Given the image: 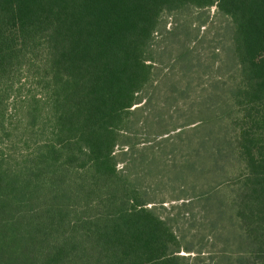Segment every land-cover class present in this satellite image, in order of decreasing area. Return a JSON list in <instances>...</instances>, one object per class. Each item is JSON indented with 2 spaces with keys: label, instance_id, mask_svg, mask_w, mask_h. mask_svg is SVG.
<instances>
[{
  "label": "trees",
  "instance_id": "16d2710c",
  "mask_svg": "<svg viewBox=\"0 0 264 264\" xmlns=\"http://www.w3.org/2000/svg\"><path fill=\"white\" fill-rule=\"evenodd\" d=\"M214 5L229 18L218 49L232 82L210 76L200 103L176 108L195 122L177 131L166 111L180 87L155 93L156 35L164 13ZM176 26L159 51L177 44ZM181 41L174 61L189 65ZM140 127L154 141L177 132L156 151L128 138ZM5 139L26 152L0 148V264H264V0H0ZM174 183L203 201L219 245L211 262L179 254L171 219L156 211L166 199L155 192Z\"/></svg>",
  "mask_w": 264,
  "mask_h": 264
},
{
  "label": "rangeland",
  "instance_id": "374dc122",
  "mask_svg": "<svg viewBox=\"0 0 264 264\" xmlns=\"http://www.w3.org/2000/svg\"><path fill=\"white\" fill-rule=\"evenodd\" d=\"M176 23V27L180 28V31L174 35V41L176 42L177 40V44L171 47L167 46L168 49H165V51H159L157 48L163 44L161 35L164 36L166 31L173 28ZM228 23L229 18H227L216 5L203 9L191 8L163 14L161 35H156V43L158 46L154 48L155 51H152L155 52V59L152 61L154 64L155 78H160L164 75L162 79H159V81L161 80L159 83H161L163 89L157 92L155 90V93L157 96L166 95L171 86L177 85L180 87L178 97L171 100V102H174L175 107L171 105L166 111V123L169 122L170 124L172 123L180 126L177 131L194 126L195 122L193 121L191 124L188 122L193 118L190 115L191 109L188 111V114L185 115L184 113L180 115V113H176V108L180 107L185 111L186 108H189V103H200L202 100L195 97L201 98L202 94L206 92V88H208L207 80L210 76H214L217 81L224 82L225 84L232 82V79H230L231 74L228 73L224 75L223 69L220 68L219 54L222 49H218L221 48V40L218 39L222 35L221 30L224 28L226 29L229 26ZM187 29L192 30L193 35L190 38L185 35ZM185 38L188 39V44L193 48L187 56L193 63L186 65L184 64V60H181L176 64V61H174L175 55L179 50L182 51L185 49L181 41ZM224 40L227 42L226 37H224ZM185 67L186 69H184ZM200 69L204 71V75L198 73L197 79L194 82L195 84L192 86L187 77L189 73L194 74L195 71ZM31 75H33V73L26 75V78H29ZM222 77H225L226 80H222ZM33 81L32 78L24 81L22 94H29V90H32L30 88L36 86V83ZM176 95L177 92L175 96ZM156 100L161 102L160 100L162 99L156 98ZM142 101L144 102V99H142ZM143 102L141 104H143ZM16 103H18V100H16ZM172 116H174L175 120H173ZM134 117L137 119V116ZM11 119L15 120L16 116H12ZM154 123H156V121ZM143 129L140 127L139 133L137 134H131L130 132L128 138H132V140L136 138V141L139 143V148H141L145 141L147 144L155 143L154 149L156 151H162V148L165 147L164 143H157L158 141L162 140V138H167L170 134L172 136L177 132L173 131L170 134L160 135L156 138V141H154L153 137L150 136L148 138V136H146ZM0 148H3L6 154L12 153L14 157H19L22 153L26 152V147L17 146V148H11L7 139L0 143ZM120 148L117 147V154L121 152ZM183 153V148L177 151V160L181 161L183 159ZM126 156L127 155H123L122 158ZM173 159L174 155L169 154L168 161L171 162ZM123 167L124 163L122 161L119 162L118 168L122 169ZM230 181V184L227 182L223 186L221 185V189L224 191L233 190L235 179H231ZM175 185L177 187L166 184V187H163L164 189H157L159 191L155 192V197L160 200H166L164 202H157L156 211L162 217H169L171 219L173 230L180 236L182 250L179 254L195 258V256L198 255L197 251L201 250L200 258L205 262H211L217 256L219 245H214L212 229L211 226L207 224L208 220L207 217H205L206 214L204 213L203 201L197 197V194L189 193L188 191L185 193L187 196L180 195L182 184Z\"/></svg>",
  "mask_w": 264,
  "mask_h": 264
}]
</instances>
